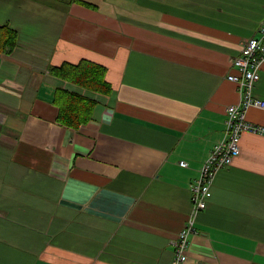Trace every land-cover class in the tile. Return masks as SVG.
I'll return each mask as SVG.
<instances>
[{"label":"crops","instance_id":"obj_1","mask_svg":"<svg viewBox=\"0 0 264 264\" xmlns=\"http://www.w3.org/2000/svg\"><path fill=\"white\" fill-rule=\"evenodd\" d=\"M80 1L0 0V264H170L264 0ZM81 61L107 69L110 95L51 71ZM59 88L96 102L90 121L58 122ZM247 120L264 127V110ZM240 148L186 264H264V135L244 132Z\"/></svg>","mask_w":264,"mask_h":264},{"label":"built area","instance_id":"obj_2","mask_svg":"<svg viewBox=\"0 0 264 264\" xmlns=\"http://www.w3.org/2000/svg\"><path fill=\"white\" fill-rule=\"evenodd\" d=\"M232 66L239 74H231L228 80L237 84L240 95L238 104L226 109V129L222 142L210 152L209 157L199 169L200 175L191 186L193 213L188 217L183 229L172 241L174 248L173 260L170 264H186L191 244V236L196 230V215L207 208V202L212 196L211 187L218 172L230 167L234 159L241 153L240 141L244 132L264 135V127L247 120V112L251 108L264 110V100L254 95L256 84L260 80V72L264 64V19L258 28V36L246 40L240 53L232 57ZM180 166L188 167L186 161H180Z\"/></svg>","mask_w":264,"mask_h":264},{"label":"trees","instance_id":"obj_3","mask_svg":"<svg viewBox=\"0 0 264 264\" xmlns=\"http://www.w3.org/2000/svg\"><path fill=\"white\" fill-rule=\"evenodd\" d=\"M51 1L63 7L81 2L80 0ZM3 28L9 34L5 39V46L13 48L17 44L18 34L9 28ZM51 71L62 79L97 93L110 95L113 91L112 85L106 79L107 69L91 61H81L79 64L64 63L59 67H52ZM53 102L59 108L58 122L72 129H77L90 121L96 105L95 101L62 88L56 90Z\"/></svg>","mask_w":264,"mask_h":264},{"label":"rangeland","instance_id":"obj_4","mask_svg":"<svg viewBox=\"0 0 264 264\" xmlns=\"http://www.w3.org/2000/svg\"><path fill=\"white\" fill-rule=\"evenodd\" d=\"M256 36H258V33H257V35ZM253 37V36H252ZM237 56V55H236Z\"/></svg>","mask_w":264,"mask_h":264}]
</instances>
